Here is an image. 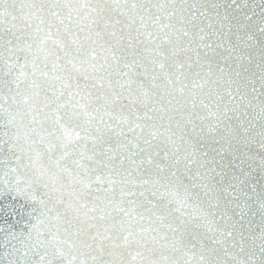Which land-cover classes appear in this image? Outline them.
I'll return each mask as SVG.
<instances>
[{"label": "snow or ice", "instance_id": "obj_1", "mask_svg": "<svg viewBox=\"0 0 264 264\" xmlns=\"http://www.w3.org/2000/svg\"><path fill=\"white\" fill-rule=\"evenodd\" d=\"M0 264H264V0H0Z\"/></svg>", "mask_w": 264, "mask_h": 264}]
</instances>
